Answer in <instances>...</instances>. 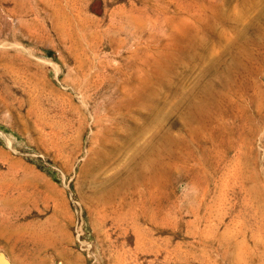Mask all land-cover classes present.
I'll use <instances>...</instances> for the list:
<instances>
[{"label":"rangeland","instance_id":"obj_1","mask_svg":"<svg viewBox=\"0 0 264 264\" xmlns=\"http://www.w3.org/2000/svg\"><path fill=\"white\" fill-rule=\"evenodd\" d=\"M0 264H264V0H0Z\"/></svg>","mask_w":264,"mask_h":264}]
</instances>
